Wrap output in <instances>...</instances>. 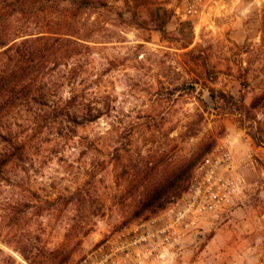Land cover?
<instances>
[{"label": "rangeland", "instance_id": "rangeland-1", "mask_svg": "<svg viewBox=\"0 0 264 264\" xmlns=\"http://www.w3.org/2000/svg\"><path fill=\"white\" fill-rule=\"evenodd\" d=\"M175 5L0 0V36L79 39L76 59L88 75L76 79L106 95L109 111L66 130L29 129L33 114L20 113L19 133L31 142L0 175V264H75L107 232L177 197L137 206L147 163L176 168L195 157V167L219 147L242 187L184 244L186 264H264V0H231L199 24L179 19Z\"/></svg>", "mask_w": 264, "mask_h": 264}, {"label": "trees", "instance_id": "trees-1", "mask_svg": "<svg viewBox=\"0 0 264 264\" xmlns=\"http://www.w3.org/2000/svg\"><path fill=\"white\" fill-rule=\"evenodd\" d=\"M78 40L46 32L0 36V175L31 142L19 133L20 113L33 114L32 122L26 121L29 129L50 124L66 130L68 125L82 127L107 116L106 95L97 97L92 82L76 79L88 75L86 65L76 59ZM65 87L70 90L68 97L59 95ZM196 160L192 157L176 168L147 163L135 186L144 189L137 206L143 209L164 196H179L188 186Z\"/></svg>", "mask_w": 264, "mask_h": 264}, {"label": "built area", "instance_id": "built-area-1", "mask_svg": "<svg viewBox=\"0 0 264 264\" xmlns=\"http://www.w3.org/2000/svg\"><path fill=\"white\" fill-rule=\"evenodd\" d=\"M231 0H175V15L187 21L213 22ZM243 179L231 153L219 147L194 167L187 188L164 209L107 232L75 264H186L184 244L203 223L232 206Z\"/></svg>", "mask_w": 264, "mask_h": 264}, {"label": "crops", "instance_id": "crops-1", "mask_svg": "<svg viewBox=\"0 0 264 264\" xmlns=\"http://www.w3.org/2000/svg\"><path fill=\"white\" fill-rule=\"evenodd\" d=\"M190 22H192V24H194L195 22H197V23L199 24V23H201V22H203V21L198 22V21H196V20H195V21L192 20V21H190ZM205 22L208 23L207 21H205ZM211 23H213V22H211Z\"/></svg>", "mask_w": 264, "mask_h": 264}]
</instances>
